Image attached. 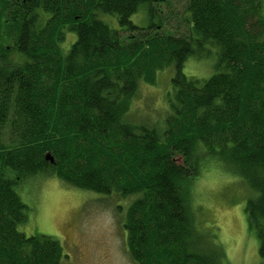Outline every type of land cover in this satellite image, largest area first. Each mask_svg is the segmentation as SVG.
I'll use <instances>...</instances> for the list:
<instances>
[{
    "label": "trees",
    "instance_id": "trees-1",
    "mask_svg": "<svg viewBox=\"0 0 264 264\" xmlns=\"http://www.w3.org/2000/svg\"><path fill=\"white\" fill-rule=\"evenodd\" d=\"M165 3L0 0V264L67 257L53 236L18 229L30 208L16 188L37 175L134 195L123 226L137 264H224L190 205L209 160L247 190L244 212L264 264L263 0H185L187 28L170 34L153 21ZM142 9L145 25L131 20ZM67 32L76 37L64 54ZM207 44L217 48L215 71L203 81L185 75L183 63ZM169 66L163 127L131 122L138 83L153 84Z\"/></svg>",
    "mask_w": 264,
    "mask_h": 264
},
{
    "label": "rangeland",
    "instance_id": "rangeland-1",
    "mask_svg": "<svg viewBox=\"0 0 264 264\" xmlns=\"http://www.w3.org/2000/svg\"><path fill=\"white\" fill-rule=\"evenodd\" d=\"M185 0L162 4L158 30L170 34L187 28ZM264 3V0H263ZM101 19L117 27L110 15ZM134 23L145 25L144 9L131 16ZM67 32L60 44L63 53L75 40ZM217 48L207 44L202 52L189 56L182 71L201 81L215 69ZM173 67L156 73L153 84L139 82L131 96L128 118L134 123L161 124L168 113L166 94L171 85ZM231 171V170H230ZM213 160L205 163L203 172L190 185V205L199 230L207 236L224 264H259L258 240L249 228L244 206L247 190L240 179ZM29 208L25 222L18 229L29 235L45 234L56 238L67 257L60 264H137L126 249L127 234L123 222L125 209L134 195L101 194L71 186L56 176L43 175L24 180L16 188Z\"/></svg>",
    "mask_w": 264,
    "mask_h": 264
},
{
    "label": "water",
    "instance_id": "water-1",
    "mask_svg": "<svg viewBox=\"0 0 264 264\" xmlns=\"http://www.w3.org/2000/svg\"><path fill=\"white\" fill-rule=\"evenodd\" d=\"M45 158H46L47 160H50L51 162L53 161V158L50 156L49 153H47V154L45 155Z\"/></svg>",
    "mask_w": 264,
    "mask_h": 264
}]
</instances>
